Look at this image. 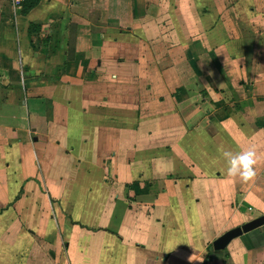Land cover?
Returning a JSON list of instances; mask_svg holds the SVG:
<instances>
[{
	"label": "crops",
	"instance_id": "obj_1",
	"mask_svg": "<svg viewBox=\"0 0 264 264\" xmlns=\"http://www.w3.org/2000/svg\"><path fill=\"white\" fill-rule=\"evenodd\" d=\"M24 4L0 0V264H264V224L212 247L264 214V0Z\"/></svg>",
	"mask_w": 264,
	"mask_h": 264
},
{
	"label": "clouds",
	"instance_id": "obj_2",
	"mask_svg": "<svg viewBox=\"0 0 264 264\" xmlns=\"http://www.w3.org/2000/svg\"><path fill=\"white\" fill-rule=\"evenodd\" d=\"M226 161V173L231 176L239 175L242 179L248 180L254 176L255 152L252 147L241 150L235 154L224 152Z\"/></svg>",
	"mask_w": 264,
	"mask_h": 264
},
{
	"label": "water",
	"instance_id": "obj_3",
	"mask_svg": "<svg viewBox=\"0 0 264 264\" xmlns=\"http://www.w3.org/2000/svg\"><path fill=\"white\" fill-rule=\"evenodd\" d=\"M264 224V214L258 217H255L240 226H236L233 228H230L220 234L215 240L212 242V247L215 250H220L225 248V246L233 239L241 234L248 232L254 228H257Z\"/></svg>",
	"mask_w": 264,
	"mask_h": 264
},
{
	"label": "rangeland",
	"instance_id": "obj_4",
	"mask_svg": "<svg viewBox=\"0 0 264 264\" xmlns=\"http://www.w3.org/2000/svg\"><path fill=\"white\" fill-rule=\"evenodd\" d=\"M148 69H150V68H148ZM132 74H133V76L131 78V81H133V82H141V83H144L146 80H148L150 82H155V85L156 86H159V82H160L159 77H157V78H153L152 77L153 79H150L148 77V75L145 74V72L139 66H137V67L134 68V71L132 72ZM113 79H115L117 82H119V81H125L126 79L128 80V78H126L125 76H123V74H120L117 78H113ZM158 92H160V88L155 87V89L153 90V93L156 95V93H158Z\"/></svg>",
	"mask_w": 264,
	"mask_h": 264
},
{
	"label": "trees",
	"instance_id": "obj_5",
	"mask_svg": "<svg viewBox=\"0 0 264 264\" xmlns=\"http://www.w3.org/2000/svg\"><path fill=\"white\" fill-rule=\"evenodd\" d=\"M36 2H37V0H25V4L24 5H26V7L28 8V7H31L34 4H36Z\"/></svg>",
	"mask_w": 264,
	"mask_h": 264
},
{
	"label": "built area",
	"instance_id": "obj_6",
	"mask_svg": "<svg viewBox=\"0 0 264 264\" xmlns=\"http://www.w3.org/2000/svg\"><path fill=\"white\" fill-rule=\"evenodd\" d=\"M15 4H20L21 0H12Z\"/></svg>",
	"mask_w": 264,
	"mask_h": 264
}]
</instances>
